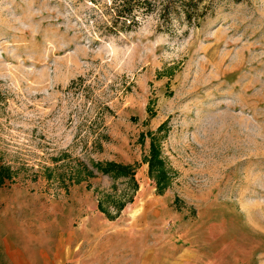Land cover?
Wrapping results in <instances>:
<instances>
[{"label":"rangeland","instance_id":"374dc122","mask_svg":"<svg viewBox=\"0 0 264 264\" xmlns=\"http://www.w3.org/2000/svg\"><path fill=\"white\" fill-rule=\"evenodd\" d=\"M207 3L0 0V264H264V0Z\"/></svg>","mask_w":264,"mask_h":264},{"label":"trees","instance_id":"16d2710c","mask_svg":"<svg viewBox=\"0 0 264 264\" xmlns=\"http://www.w3.org/2000/svg\"><path fill=\"white\" fill-rule=\"evenodd\" d=\"M101 7L102 25L96 33L104 36H119L134 32L141 21L153 14L159 17L160 28H170L174 20L188 26L198 27L208 14L207 0H87ZM108 172L116 176H127L125 170L109 165ZM120 175H119V174Z\"/></svg>","mask_w":264,"mask_h":264}]
</instances>
